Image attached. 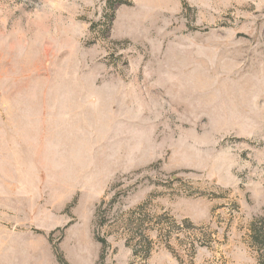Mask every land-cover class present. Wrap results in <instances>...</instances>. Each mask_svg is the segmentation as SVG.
Segmentation results:
<instances>
[{
	"label": "rangeland",
	"instance_id": "rangeland-1",
	"mask_svg": "<svg viewBox=\"0 0 264 264\" xmlns=\"http://www.w3.org/2000/svg\"><path fill=\"white\" fill-rule=\"evenodd\" d=\"M118 1L0 0V264H259L264 0Z\"/></svg>",
	"mask_w": 264,
	"mask_h": 264
},
{
	"label": "trees",
	"instance_id": "trees-1",
	"mask_svg": "<svg viewBox=\"0 0 264 264\" xmlns=\"http://www.w3.org/2000/svg\"><path fill=\"white\" fill-rule=\"evenodd\" d=\"M122 1L115 0V3L110 4V8L112 9V17L111 21L114 17V11L116 5H122ZM115 200V199H113ZM112 200V201H113ZM104 202L102 203V205ZM102 205L99 208V213L101 214L102 221L99 224L100 226L104 225L106 211H101ZM101 211V212H100ZM160 217L159 220L154 222V219L148 214L147 206L141 205L137 207L135 210L129 212L125 215V218L121 222V229L123 234H125L126 246L130 248L133 252V257L135 259H140L144 264H147L152 252H153V240L150 238L149 234L153 230H158V227L163 226H171L176 225L174 221L171 219L163 222ZM174 223V224H173ZM185 225H189V227H193L191 223L186 221ZM156 230V231H157ZM172 230V229H171ZM171 230H166L159 228L158 231H162L165 233V238L171 237ZM250 239L252 247L257 249L259 255V264H264V219H256L250 225ZM163 236V237H164ZM103 246V249L106 250L108 244L104 238L97 239ZM192 247L194 248L193 244ZM104 259V254L101 256V260ZM58 260L60 264H65L62 256L59 254Z\"/></svg>",
	"mask_w": 264,
	"mask_h": 264
}]
</instances>
